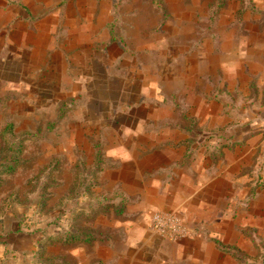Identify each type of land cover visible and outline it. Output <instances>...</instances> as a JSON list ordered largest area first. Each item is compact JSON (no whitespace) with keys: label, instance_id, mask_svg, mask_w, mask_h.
<instances>
[{"label":"rangeland","instance_id":"374dc122","mask_svg":"<svg viewBox=\"0 0 264 264\" xmlns=\"http://www.w3.org/2000/svg\"><path fill=\"white\" fill-rule=\"evenodd\" d=\"M159 1L0 0V264H236L219 244L260 262L264 0ZM8 123L32 135L12 174ZM196 170L205 201L179 185ZM115 193L124 214L91 220ZM156 214L188 235H158ZM75 227L101 241H57Z\"/></svg>","mask_w":264,"mask_h":264},{"label":"trees","instance_id":"16d2710c","mask_svg":"<svg viewBox=\"0 0 264 264\" xmlns=\"http://www.w3.org/2000/svg\"><path fill=\"white\" fill-rule=\"evenodd\" d=\"M241 1V0H240ZM249 2V0H248ZM155 5L160 10L163 9V1L154 0ZM252 6H250L251 8ZM252 89H254L252 87ZM21 134V133H20ZM32 138V135L22 133V135L16 134L15 129L13 127V124L8 123V126L3 131L1 135V141L3 142V149L6 152V156L4 158V164H3V171L5 173H14L21 165V153L24 149L23 143L25 141H29ZM1 151V152H4ZM8 155V157H7ZM77 168V165L75 166V170ZM103 157L100 154V151H96L95 156V162L93 164V168L90 172V177L92 180L96 179L97 175H99L103 170ZM77 174L75 176H78V172L75 171ZM76 194V190L74 189V195ZM99 196V202L96 200L95 206H91L92 213L90 214V219L94 220L97 218L100 214L96 216V211L101 210V214L107 213L109 209H113V212L117 216H122L124 214V207H126V197L124 194L121 193H115L113 200L110 199V197L105 195H98ZM115 201H117V204H115ZM92 202V201H91ZM95 214V215H94ZM98 233H96L95 230H93V227L91 228H78L75 227V229H71L70 231L66 232L63 236H61L57 241L60 244H64L67 247H73L77 244H84L90 246L95 241L100 242ZM253 245L256 247L257 244L255 241L252 240ZM62 246V245H61ZM219 246L222 248L223 252L228 254L233 261H235L236 264H264V255L262 256L259 263H250L247 260V257L236 247H227V246ZM52 259H56L58 261H61L63 259V255H50ZM59 257V258H56ZM63 264H68L65 262V260H62Z\"/></svg>","mask_w":264,"mask_h":264},{"label":"crops","instance_id":"0c3cea01","mask_svg":"<svg viewBox=\"0 0 264 264\" xmlns=\"http://www.w3.org/2000/svg\"><path fill=\"white\" fill-rule=\"evenodd\" d=\"M0 17H2V12L0 13ZM264 87V86H263ZM260 92H263V94H264V88H262L261 89V91ZM261 99H263V97L261 96ZM261 99H256V100H258V101H261ZM255 102H257V101H253L252 100V102H251V106H252V109H254V110H256L257 108H256V103ZM255 103V104H254ZM253 104V105H252ZM256 125V126H258V124H259V122H258V120H255L254 122H253V124L252 125ZM251 125V126H252ZM256 126H252V128H255ZM254 133H256V131H251L250 133H247L248 135L247 136H254L255 134ZM247 136L245 137V139L247 138ZM236 143V142H235ZM238 146V145H237ZM223 148H224V146H223ZM185 176V175H184ZM194 177H195V179H193L192 180V176H191V178L190 179H187V177L185 176V179H183V182H182V184H179L181 187L180 188H182V187H186V186H189V187H191L192 189H193V191H195V195L196 194H198V196H201L200 198H202V200H204L205 201V195H206V193L204 192L205 191V189H203V188H209L210 186H211V182H210V180H208V179H206L205 177H204V175H203V172H201L200 170H196V172H195V175H194ZM147 185L149 186V187H152L150 184H146L145 186H144V189L145 190H147ZM188 187V188H189ZM192 191V192H193ZM152 192H153V190H152ZM193 194V193H192ZM141 195H142V193H141ZM212 198H215L214 196L212 197ZM200 202H202L201 200H200ZM146 206H145V204H143V203H139V204H134V208H137L138 210H141V209H143V208H145ZM99 218H102V217H100V215L98 216ZM181 218V217H180ZM194 238H196L195 236H193V235H191L189 238H186V239H184V240H192V239H194ZM184 240H182L181 242H182V244H187V243H185V241ZM197 244V243H196ZM194 245H195V243H194ZM187 248H189V245H188V247ZM191 248H193V247H191ZM196 248V247H195ZM194 252V251H193ZM97 262H99L100 260L99 259H97L96 260Z\"/></svg>","mask_w":264,"mask_h":264},{"label":"built area","instance_id":"2783aa9c","mask_svg":"<svg viewBox=\"0 0 264 264\" xmlns=\"http://www.w3.org/2000/svg\"><path fill=\"white\" fill-rule=\"evenodd\" d=\"M154 232L168 238H185L188 230L179 217L173 214H156L152 219Z\"/></svg>","mask_w":264,"mask_h":264}]
</instances>
